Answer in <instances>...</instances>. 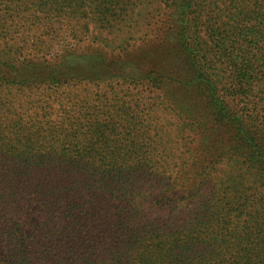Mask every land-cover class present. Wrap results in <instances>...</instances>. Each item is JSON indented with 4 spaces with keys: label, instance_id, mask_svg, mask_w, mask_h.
<instances>
[{
    "label": "trees",
    "instance_id": "1",
    "mask_svg": "<svg viewBox=\"0 0 264 264\" xmlns=\"http://www.w3.org/2000/svg\"><path fill=\"white\" fill-rule=\"evenodd\" d=\"M126 1L93 3L109 24L113 7ZM169 1L177 12L176 28L166 34L160 53L149 54L135 72L125 70V62L110 67L104 57L99 67L114 72L113 78L150 86L162 111L175 119L156 118L150 109L141 131L128 127L122 132L113 121L103 124L93 117L68 126L59 122L62 136L70 138L64 148L49 139L51 128L22 123L13 132L15 163L3 174L8 189L0 187V204L8 206L15 192L31 191L35 182L41 193L59 182L65 194L60 204L68 202L73 218V211L84 213L91 230L98 224L114 234L117 264H264V116L257 102L239 105L232 98L226 84L230 76L218 67L230 63L235 81L251 76L246 73L251 60L241 51L250 37H264V0L217 7L222 17L212 30L217 47L227 48L231 35L240 42L236 39L229 55L215 63L198 37L190 35L187 10L198 0ZM54 2L48 0L46 6ZM61 3L60 9L67 7ZM227 13L229 25L223 19ZM258 71L256 87L261 90L264 64ZM241 92L247 96L251 89ZM22 140L37 150L27 167L18 164L27 146ZM179 145L186 148L183 155L177 152ZM158 196L171 200L168 215L144 210V203ZM98 245L97 237L86 242L84 257L103 264ZM20 247L12 258L0 251V264H29ZM87 249L93 250L87 254Z\"/></svg>",
    "mask_w": 264,
    "mask_h": 264
},
{
    "label": "rangeland",
    "instance_id": "2",
    "mask_svg": "<svg viewBox=\"0 0 264 264\" xmlns=\"http://www.w3.org/2000/svg\"><path fill=\"white\" fill-rule=\"evenodd\" d=\"M46 1L0 0V187L5 189L8 187L3 174L15 163L10 154L16 148L13 132L22 123L51 128L54 133L48 135L49 139L64 148L70 138L62 136L59 122L65 121L68 126L78 119L93 117L103 124L113 121L122 132L128 127L141 131L148 123L150 109L156 118L166 117L170 122L175 119L162 111L150 86L113 78L114 72L108 74L99 67L104 57L110 67L125 62L124 69L135 72L143 67L149 54L160 53L166 34L176 28L177 12L169 0H128L124 5L117 4L109 24L94 0H54L51 7L46 6ZM62 1L67 2L64 9H60ZM238 1L198 0V5L187 10L190 35L198 37L200 48L208 50L214 63L216 58L228 56L236 39L239 41L231 35L225 40L231 41L227 48L217 47L218 37L212 31L222 22L217 7L224 9ZM257 10V6L252 8L255 17ZM227 14L223 19L229 25L232 21ZM242 49V54L251 60L252 67L246 72L251 76L235 81L230 63L218 67L230 76L226 84L233 90L232 98L239 105L248 100L251 104L257 102V109L264 116V86L261 90L256 87L258 70L264 64V37H250ZM243 85L251 89L247 96L242 95ZM21 143L27 146L24 155L18 156V164L27 167L30 160H36L37 150L25 140ZM177 152L183 155L186 148L179 145ZM58 183L53 182L41 193L35 182L31 191L23 188L15 192L8 206L0 204V251L12 258L16 246L21 245L29 264H98L84 257V245L97 237L100 261L117 264L118 259H113L114 234L98 224L91 230L84 213L73 211V218L72 208L68 212L66 207L68 202L64 207L60 204L65 194ZM248 192L255 194L249 189ZM170 201L158 196L150 204L144 203V210L158 217L168 215L172 211ZM92 250L87 249V254Z\"/></svg>",
    "mask_w": 264,
    "mask_h": 264
}]
</instances>
